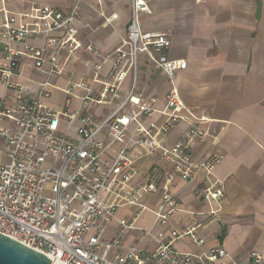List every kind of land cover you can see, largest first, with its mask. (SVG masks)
<instances>
[{
    "label": "built area",
    "instance_id": "built-area-1",
    "mask_svg": "<svg viewBox=\"0 0 264 264\" xmlns=\"http://www.w3.org/2000/svg\"><path fill=\"white\" fill-rule=\"evenodd\" d=\"M78 10V0L69 14L38 3L19 14L2 9L0 235L43 254L52 264H264V251L236 261L219 246L201 253L174 250L173 242L184 237L198 247L204 245L196 234L204 226L195 220L181 232L171 231L168 238L152 229L142 230V236L156 245L153 251L132 246L124 254L108 258L127 232L134 229L137 216L120 220L117 236L105 241L103 235L117 208L125 205L142 212L146 210L141 204L143 196L158 191L156 177H150L148 182L141 179L136 167L139 160L159 152V159L169 164L184 183L191 184L202 176L199 196L209 207L206 215L213 222L219 213L213 205L220 203L225 191L224 182L214 175L223 155L214 152L195 161L194 144L209 137L216 139L217 135L203 129L206 119L186 109L180 99L174 80L178 72L185 70L186 62L157 56L170 48L168 37L140 29L138 16L148 13L145 0H131L127 37L113 51L103 54L91 44L83 46L98 62L92 68L90 82L86 78L68 79L63 90L67 99L60 110L42 102L49 97L48 82L36 83L39 91L33 97L22 82L15 81L22 78L20 58L26 59L37 74L62 76L65 66L76 59L82 47L77 39ZM115 19L112 16L107 22ZM27 20L31 23L27 24ZM39 36L44 37L41 45L30 42ZM140 54L146 55L170 83L162 111L153 109L154 99L120 90L128 74L135 75ZM109 63V71L102 76V68ZM95 84L100 87L97 95L92 91ZM75 90L83 92L79 97L82 105L103 106L109 100L117 104L101 121L88 114L69 113L66 109ZM155 113L163 117L161 123L140 122L142 117ZM62 118L79 120L76 140L58 131ZM180 122L187 123V130L172 147L162 148L158 137ZM132 124L135 128L129 133ZM109 152L111 160H103ZM164 180L159 204L151 211L153 226H166L178 210L175 196L167 190L169 176ZM103 194L112 195L111 200Z\"/></svg>",
    "mask_w": 264,
    "mask_h": 264
},
{
    "label": "crops",
    "instance_id": "crops-1",
    "mask_svg": "<svg viewBox=\"0 0 264 264\" xmlns=\"http://www.w3.org/2000/svg\"><path fill=\"white\" fill-rule=\"evenodd\" d=\"M79 22L76 24L77 39L81 49L76 59L65 66L62 76L37 74L29 62L19 59L26 91L37 97L36 83L48 82L49 97L43 104L60 110L67 96L64 88L70 77L86 78L90 82L92 68L98 60L84 50L91 44L101 53L113 51L127 37V26L131 20V0H78ZM148 13H140L138 25L145 33L165 34L170 48L157 56L170 60H184L186 68L175 76L174 84L186 109L192 110L206 122L201 125L217 135L196 142L192 148L195 161L219 152L223 155L214 175L224 182V197L214 209H219L215 221L206 215L209 207L199 196L203 183L200 176L193 183H184L172 167L159 159V152L139 160L136 164L141 179L148 182L154 176L158 191L145 194L141 204L146 210L120 206L114 220L106 228L103 240L110 241L118 234V222L135 217L134 229L121 239L108 258L124 254L132 246L153 251L156 245L142 236V230L152 229L168 238L171 231L181 232L195 220L204 228L196 234L204 245H194L188 237L177 239L172 248L178 252L201 253L216 246L221 247L230 259L243 261L252 252L264 251V0H145ZM77 0H0V25L3 22L2 9L9 14H19L34 3L69 14ZM112 16L116 19L112 22ZM27 24L31 21L27 20ZM43 36L30 40L41 45ZM61 60V59H60ZM110 63L101 70L104 76ZM99 85L92 86L95 95ZM170 83L163 72L150 62L148 57H137L135 75L131 72L120 90L130 91L146 100L154 99L152 105L157 112L165 106V96ZM0 92L2 89L0 88ZM75 97L69 101L67 112L88 114L95 120H103L117 102L109 100L103 106L82 105V91L75 90ZM182 114H185L182 112ZM163 117L155 113L142 117L143 125L161 123ZM80 128L78 119H60L58 131L71 140L77 139ZM132 124L128 129L131 133ZM188 128L186 122L175 124L168 133L160 135L162 148L173 146L177 138ZM103 140V138H102ZM118 145L115 146V149ZM110 152L103 160H111ZM169 176L168 192L175 196L178 210L172 214L166 226H153L151 211L159 204L164 178ZM137 184H132L135 186ZM125 192L128 190L124 188ZM111 200L112 195L103 194ZM203 213L204 215H196Z\"/></svg>",
    "mask_w": 264,
    "mask_h": 264
},
{
    "label": "water",
    "instance_id": "water-1",
    "mask_svg": "<svg viewBox=\"0 0 264 264\" xmlns=\"http://www.w3.org/2000/svg\"><path fill=\"white\" fill-rule=\"evenodd\" d=\"M0 264H52L43 254L0 235Z\"/></svg>",
    "mask_w": 264,
    "mask_h": 264
}]
</instances>
